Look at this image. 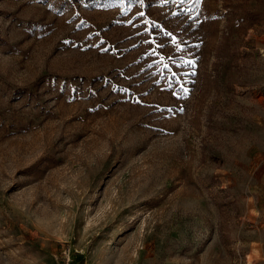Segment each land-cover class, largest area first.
<instances>
[{
    "label": "rangeland",
    "instance_id": "obj_1",
    "mask_svg": "<svg viewBox=\"0 0 264 264\" xmlns=\"http://www.w3.org/2000/svg\"><path fill=\"white\" fill-rule=\"evenodd\" d=\"M199 3L0 0V264H264V0Z\"/></svg>",
    "mask_w": 264,
    "mask_h": 264
},
{
    "label": "trees",
    "instance_id": "obj_2",
    "mask_svg": "<svg viewBox=\"0 0 264 264\" xmlns=\"http://www.w3.org/2000/svg\"><path fill=\"white\" fill-rule=\"evenodd\" d=\"M124 3L127 4V2H129V0H123ZM150 1V0H149ZM157 0H151V2H155ZM177 1V5L179 6V9L184 10L183 13L185 14H195L196 17H200L201 15V8H200V0H175ZM201 21L203 22V18H201Z\"/></svg>",
    "mask_w": 264,
    "mask_h": 264
},
{
    "label": "crops",
    "instance_id": "obj_3",
    "mask_svg": "<svg viewBox=\"0 0 264 264\" xmlns=\"http://www.w3.org/2000/svg\"><path fill=\"white\" fill-rule=\"evenodd\" d=\"M263 247H264V245L262 244V242H260L259 248L262 249V252L264 253Z\"/></svg>",
    "mask_w": 264,
    "mask_h": 264
},
{
    "label": "snow or ice",
    "instance_id": "obj_4",
    "mask_svg": "<svg viewBox=\"0 0 264 264\" xmlns=\"http://www.w3.org/2000/svg\"><path fill=\"white\" fill-rule=\"evenodd\" d=\"M141 2H143V0H141ZM165 2H167V0H165ZM140 15H143V13H140ZM169 35H171V34L169 33Z\"/></svg>",
    "mask_w": 264,
    "mask_h": 264
}]
</instances>
